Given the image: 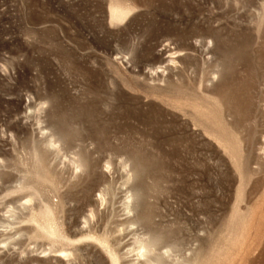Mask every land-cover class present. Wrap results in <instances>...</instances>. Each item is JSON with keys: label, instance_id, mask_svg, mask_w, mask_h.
<instances>
[{"label": "rangeland", "instance_id": "obj_1", "mask_svg": "<svg viewBox=\"0 0 264 264\" xmlns=\"http://www.w3.org/2000/svg\"><path fill=\"white\" fill-rule=\"evenodd\" d=\"M0 264H264V0H0Z\"/></svg>", "mask_w": 264, "mask_h": 264}]
</instances>
